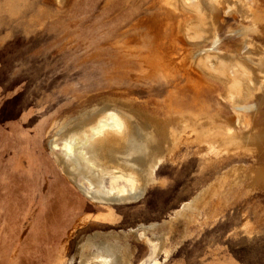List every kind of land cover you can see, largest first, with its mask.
I'll return each instance as SVG.
<instances>
[{
  "label": "rangeland",
  "instance_id": "1",
  "mask_svg": "<svg viewBox=\"0 0 264 264\" xmlns=\"http://www.w3.org/2000/svg\"><path fill=\"white\" fill-rule=\"evenodd\" d=\"M248 1L264 11V0ZM169 2L0 0V264H78L77 248L91 232L164 222L231 166L262 162L249 151L227 154L186 139L156 169L160 182L126 205L91 201L56 164L48 145L54 133L91 123L97 117L91 107L103 97L134 101L142 109L136 116L149 124L175 116L206 124L235 120L225 80L204 72L197 60V50L210 47L212 39L185 34L196 15ZM223 17L216 31L221 53L241 45L239 15ZM263 27L249 34L259 44ZM257 113L243 112L248 123L242 130L264 131V101ZM69 116L67 122L76 123L59 128ZM164 144L149 141L145 160H160ZM230 183L222 181L192 221L157 231L167 243L153 264H264V185L229 190ZM129 240L132 264H140L150 249L133 236Z\"/></svg>",
  "mask_w": 264,
  "mask_h": 264
},
{
  "label": "bare ground",
  "instance_id": "2",
  "mask_svg": "<svg viewBox=\"0 0 264 264\" xmlns=\"http://www.w3.org/2000/svg\"><path fill=\"white\" fill-rule=\"evenodd\" d=\"M169 1L175 9L182 7L196 15L195 20L183 28L185 34L190 31L194 37L212 39L210 47L202 46L197 50V60L206 67L207 71L204 72H211L225 80L228 89L226 97L238 111L235 120L226 123L217 119L216 124H206L208 121L175 116L161 119L164 122L149 124L136 116L142 109L135 108L134 101L103 97L100 103L91 107L97 116L91 123H81L77 129L62 135L54 133L56 138L48 145L56 164L78 191L91 201L126 205L141 199L148 186L160 182L155 176L156 169L166 155L176 150L179 143L186 139L208 142L227 154L249 151L262 162L231 166L199 189L164 222L141 223L128 232H91V237L77 248L78 264H132L134 251L130 236L138 242L144 241L150 249L148 257L140 264H152L162 255L167 242L165 233L158 234L157 231L162 230L163 225L172 229L179 221H192L193 212L207 206L222 181L231 180L229 190L243 183L254 190L264 185V131L250 127L242 130L248 123L243 112L258 114L264 101V43L259 44L249 36L251 32L259 33L264 26V11H256L254 3L248 0H206V5L202 3L203 0ZM227 13L239 15L240 22L235 31L241 38V45L235 50L221 53L218 48L220 37L216 31ZM247 19L252 20L250 26L245 23ZM250 98H259L260 101L249 104ZM85 110L80 113H90H84ZM70 117L65 118L59 128L64 124L76 123L67 122ZM222 123L228 124L230 128ZM157 127L160 128L159 132ZM158 139L166 142L164 145L167 150L159 153V157L162 156L160 160L152 156L146 161L151 153L148 152V142L155 143ZM121 145L130 147L124 152H117ZM135 156L143 157V160L133 159Z\"/></svg>",
  "mask_w": 264,
  "mask_h": 264
},
{
  "label": "crops",
  "instance_id": "3",
  "mask_svg": "<svg viewBox=\"0 0 264 264\" xmlns=\"http://www.w3.org/2000/svg\"><path fill=\"white\" fill-rule=\"evenodd\" d=\"M167 243V242H166ZM163 254V253H162ZM134 259V258H133ZM133 261V260H132ZM153 264V263H152Z\"/></svg>",
  "mask_w": 264,
  "mask_h": 264
}]
</instances>
